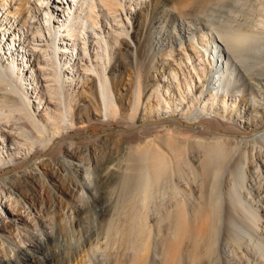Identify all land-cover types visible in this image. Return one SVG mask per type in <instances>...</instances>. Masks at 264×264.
<instances>
[{
    "label": "rangeland",
    "instance_id": "1",
    "mask_svg": "<svg viewBox=\"0 0 264 264\" xmlns=\"http://www.w3.org/2000/svg\"><path fill=\"white\" fill-rule=\"evenodd\" d=\"M11 1L9 0L6 8L0 11V60L5 66L8 62L16 65L15 72L19 74L33 113L39 119L49 120L53 114L57 120H66L67 115H72L74 120L69 123L68 129L61 130L66 135L60 138L64 143L62 153L57 151L50 154L53 149L50 145L41 155H37L28 150L32 144L28 139L23 150L14 155L10 153V157L9 154L0 152V179L8 178V181H0V197L17 198L26 204L29 210H32L31 202L36 201L38 207L45 211L47 219L56 227L59 239L57 245H51L49 248L52 252L58 249L61 254L56 255V264H64L63 257L67 261L66 264H135L134 249L122 246L119 241L121 234L114 233L117 241L110 242L105 230L113 217L110 215L107 220H102L99 207L93 206L92 197H96L100 202L115 204L121 189L114 172L121 166L126 167L129 162L126 155L129 145L137 144L140 140L146 141L151 135H142L143 129L159 118L164 120L173 116L183 120L186 127H211L225 137L233 138L235 135L240 141L242 137L253 140L264 134V126L261 125L243 135L219 124V121H223L244 128L248 118L252 119L250 124L255 125L264 121V93L255 98L251 87L257 93L264 91V88L254 80L250 81L245 69H254L255 73L264 74V39H258V36L264 38V14H261L264 5L257 1L241 0L225 7L213 3L208 9L201 10L195 9L200 0H114L118 5L114 6V11L117 12L112 15L109 8L104 9L101 0H87L89 8L95 4V15L92 17L98 25L84 17L79 19L89 27H95L96 31L89 28L83 35L79 34L74 38L73 41L77 44L74 61L68 64V67L71 66L74 70L65 73L68 67L63 69L64 58L59 55V44H62L60 40L63 39L60 33L57 41L55 40L56 45H52L54 39L51 35L56 34L55 29L59 31L56 18L51 16L50 6L53 0ZM16 6L21 7L18 20L24 17L27 20L24 30L19 32L20 36L13 38L10 35L13 31L8 30L11 26L5 21V13L9 14L8 18H13ZM66 7L68 5L62 7L65 15ZM104 15L113 16L106 21L111 23L110 26L104 23ZM115 17L117 22L114 21ZM233 19L236 21L233 23L236 29L239 24L247 26L249 34L257 37H247L249 44L246 46H249H244L245 56L238 59L226 54L228 48L221 38V35L232 32L230 20ZM68 20L72 22L74 17ZM184 21L191 27L187 26V30L182 33L178 23L182 24ZM39 29L42 30V36L37 33ZM116 29L119 30L114 32ZM87 33L91 35V39ZM127 33L129 35H126ZM239 34L243 35V31ZM100 36L108 39L107 42H101L103 48L108 47L109 55L106 61L107 69L102 78L112 87L111 95L116 103V107L111 110L112 118L103 117L104 102L100 95L97 74L90 75L87 72L85 77H82L83 69L89 70L96 61L98 45L95 44L101 39ZM84 38L89 43L85 44L86 53ZM9 47H13V51ZM44 49L55 50L57 53L48 61L55 64L53 66L59 72L60 84L65 87V93L62 92L59 96L46 90L56 83L49 82V78L44 76L45 72H42ZM79 50L81 53L78 56ZM23 55L29 63H24L22 70L18 71ZM241 61L247 64V67H243ZM53 66L48 68L47 74H54ZM244 80H247L251 87H246ZM50 99L52 104L48 106ZM243 99L248 103L247 106L243 104ZM46 107L50 108L49 111H45ZM248 113L250 116H246ZM116 115L119 119L117 121L120 122H114ZM133 120V128L124 124ZM83 122L88 127L79 130L78 124ZM6 126L8 125L2 126V129L11 132L10 127ZM29 132L37 133L34 130ZM21 139L19 141L24 143ZM162 144L168 154L175 155L165 143ZM34 147L37 150L38 146ZM5 148L8 150V146ZM10 148H13L11 152L16 150L15 145H10ZM239 148L237 155L241 156L243 162L237 189L244 211L251 215L252 224L250 228L244 227L238 242H227V249L234 252L225 258L224 263L264 264V140L251 145L242 143ZM259 155L263 163L258 159ZM72 156L85 161L91 167V179L99 188L95 190L92 187L82 193L91 198L86 199L81 190L73 191L72 180L74 182L75 179L70 176L67 167L59 163L60 158L71 161ZM18 157L26 159L20 166L15 163ZM201 158V154L197 153L190 159L199 166ZM34 162L42 163L41 178L31 173L22 175ZM229 178L228 171L219 178L222 193ZM252 182L258 184L255 189H252ZM222 196L224 199L223 194ZM191 199L197 201L195 197ZM80 206L84 209L80 210ZM152 207V210L157 211L155 205ZM128 210L129 208H125L124 213H129ZM116 217L117 215L115 219ZM130 217H120V224L127 228L131 225ZM154 220L148 221V231L156 223L157 220ZM151 235H154V230ZM88 237L91 238L89 244ZM155 237V240H158V232H155ZM0 253L1 259L4 260L6 253L12 259L16 257V252L8 248L7 243ZM220 257L218 254L217 260ZM155 262L163 264L162 249L154 248L151 251L147 264ZM224 263L221 258V264Z\"/></svg>",
    "mask_w": 264,
    "mask_h": 264
},
{
    "label": "bare ground",
    "instance_id": "2",
    "mask_svg": "<svg viewBox=\"0 0 264 264\" xmlns=\"http://www.w3.org/2000/svg\"><path fill=\"white\" fill-rule=\"evenodd\" d=\"M8 1L0 0V11L6 8ZM16 1L21 0H12L11 2ZM38 1L41 2V0ZM240 1L200 0L195 5V9L205 10L211 7L212 5L210 4L213 3L224 7L231 6L235 2L237 4ZM252 1H257L261 3L260 5H264V0ZM101 2L104 9L109 8V13H112V15L117 12V10L114 11V6L118 4H115L114 0H101ZM87 3V0H53L51 3V16L56 18V23L59 24V31L54 28L56 34L51 35L54 39L52 45H56L55 40L57 41L58 34L60 33V37L63 39L60 40L62 44H59V55L64 58L63 69L74 61L75 50L77 48V44L73 41L74 38L79 34L83 35L89 28L96 31L95 27H89L84 21L79 20L81 17H84L89 22L98 25L92 17L95 15L93 8L95 4L89 8ZM36 5L38 6L39 4ZM64 5H68L66 7L67 15L62 12ZM20 8L16 6V14L11 19L8 18L9 14L5 13L7 17L5 21L8 26H11L8 30L13 31L10 34L13 38L20 36L19 32L23 31L26 26L27 18L24 17L22 20H18L21 16L19 12ZM262 13L264 14V9ZM77 14L78 16H76ZM112 15L103 16L104 23L109 26L111 23L106 21L107 18H113ZM72 16L74 20L69 22L68 19ZM114 21L117 22L116 17ZM2 22L4 24V21ZM235 22V19L233 21L230 20L232 32H227L223 36L221 35V38L228 48L226 54L230 57L235 56L238 59L245 56L246 50L244 48L249 46H246L249 44L247 37L250 38L252 36L254 38L255 36L249 34L247 26L239 24L236 29L233 26ZM15 26L16 28H14ZM178 26L183 33V31L187 30L188 24L184 21L182 24L178 23ZM118 30L116 29L114 32ZM240 31H243L244 36L239 34ZM37 33L41 36L43 35L41 29ZM87 34L88 38L91 39V35ZM126 35L129 34L127 33ZM95 36L99 35L95 34ZM258 37L259 40L264 39L261 36ZM100 38L95 44L98 45V53L95 54L96 61L93 62L89 70L83 69L82 75L84 76L82 77H85L87 72L90 75L97 74L100 95L104 102L103 117L112 118L111 110L116 107V103L111 95V85L102 78V74L107 69L106 61H108L107 57L109 55L108 47L103 48L101 42H107L108 39L106 38L105 40L102 36ZM174 38L177 40L176 37ZM255 38L257 39V37ZM83 40H85L84 45H87V40L85 38ZM86 45L84 48L85 53L87 52ZM42 52L45 57L42 61V72H45L44 76L49 78V82L56 83L54 86L47 87L46 90L48 93L59 96L65 91V87L60 84L59 72L53 66L55 64L48 61L52 60L53 56L57 55V53L55 50L47 51L46 49L42 50ZM103 52L105 55H103ZM80 53L81 51L79 50L78 56ZM86 55L89 60V54L87 53ZM60 62L62 63V60ZM24 63L27 64L29 62L27 61V57L23 55L22 64L18 66V71L22 70ZM241 65L247 67V64H244L242 61ZM15 66L10 62L5 66L2 60H0V92H3V94H0V152L9 154L8 156L10 157L11 154L14 155L23 150L24 146L27 145L26 140L28 139L32 141L31 148H28V150L37 155H41L50 145L53 146L50 154H55L57 151L62 153L64 143L60 141V138L66 137V135L61 130L68 129L69 123L74 120V117L67 115L66 120H57L52 114L49 120L46 119L44 121L39 119L33 113L30 100L25 94L21 79L19 80V74L15 72L17 70ZM51 66L54 69L53 75L47 74V70ZM245 69L248 72V79L250 81L254 80L257 85H262L261 88H264V74L255 73L254 69V71ZM73 70L70 66L65 70V73ZM244 83H246V87H251L249 83L247 84V80H244ZM251 88L255 98L259 94L261 96L264 93L263 90L257 93L253 87ZM48 102V106L52 104L51 99ZM243 104L247 106L248 103L243 99ZM49 109L46 107L45 111H49ZM247 115L250 116L249 113ZM123 118L122 120H124ZM117 120H119L118 115L114 116V122H120ZM251 120L248 118V122L244 128L223 121H219V124L221 127L229 128L232 132L234 131L243 135L248 134L253 129L256 130L260 125L264 126V121L255 125L250 124ZM5 124L8 125L6 127H10L11 132L2 129V126H5ZM124 124L133 128L135 120ZM50 127H53V129L51 130ZM87 127L88 125L83 122L78 124L77 128L84 130ZM31 130L37 133H30L29 131ZM143 131L142 135L151 136L144 142L140 140L137 144L129 145L126 151L129 160L128 164H126L125 168L121 166L117 172H114L118 177V185L121 189L115 204L100 202L96 197H92L93 206L99 207L102 220H107L110 215L113 217L105 230L110 242L115 243L117 241L114 233L118 232L121 234L119 241L122 242V246L134 249L135 264H147L149 255L154 248L162 249L163 264H221V258L224 263L225 258L230 257L231 253L234 252L227 249V242L229 240L230 242L231 240L238 242L239 235L244 231V227L248 226L250 228L252 224L251 215L244 211V206L241 204L237 189V184L240 181L239 176H241V162H243L241 161V156L237 155L240 149L239 146L242 143H250V145L255 142L260 143L264 140V134L257 136L253 140L249 137H242L240 141L236 139L238 137L235 135L232 136L233 138L225 137L223 134L214 131L211 127L203 125L186 127L183 120L173 116L164 120L159 118L147 125ZM136 135L137 132L135 133V137ZM19 137H22V139ZM20 139L24 143H21ZM162 143H165L167 148L175 155L168 154ZM9 144L15 145L17 151L11 152L13 148H10ZM35 145L38 146L37 150L34 149ZM5 146H8V150ZM252 149L255 150L254 147ZM252 149L251 151H253ZM197 153L202 156L199 166L190 159L191 156H195ZM258 159L262 162L261 155H259ZM25 161V158L18 157L15 163L20 166ZM59 163L64 164L69 170L70 176L75 179L74 182L72 180L74 192L81 190L82 194L84 190L89 191L92 187L95 190L99 188L97 183H94V180L91 179V167L85 161H80L75 156H72L71 161L60 158ZM42 170V163L37 164L34 162L30 165V169L24 171L22 175L27 176L31 173L41 178L43 175ZM94 171L95 168L93 169ZM227 171L230 178L229 182L224 185L222 193L221 186H219V178ZM1 180L5 182L8 181V178H1ZM251 185L252 189H255L258 184L255 185L252 182ZM188 188H190L189 191ZM222 194L224 195V199L222 198ZM84 197L86 199L91 198L86 195ZM191 197H195L197 201L194 202ZM152 205H155V208L157 207V211L152 210ZM30 206L32 210H29L27 205L21 203L17 198L0 197V243L2 245L0 252L5 243H7L8 248L16 252L15 259H12L7 254V248H5L4 250L7 252L5 254L6 259L4 260L0 257V264H41L42 262L56 264V255L61 256L58 249L53 250V252L49 250L51 245H57L59 242L56 227L50 223L45 211L38 207L36 201H32ZM125 208H129L127 211L129 213H124ZM79 209L83 210L84 208L80 206ZM151 211L155 214L151 215L153 214ZM123 215L131 216V225L127 226V228L123 227L119 222L120 217ZM156 216L157 218L155 219ZM154 219L157 221L150 228V231H148V221H153ZM152 229L154 230L153 236L151 235ZM14 231L15 234L13 235ZM155 232H158V240H155L157 237H155ZM7 234L9 235L7 236ZM90 241L91 238L88 237L87 244ZM218 254L221 256L219 260H217ZM62 261L64 264L67 262L64 257Z\"/></svg>",
    "mask_w": 264,
    "mask_h": 264
}]
</instances>
